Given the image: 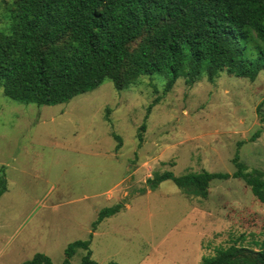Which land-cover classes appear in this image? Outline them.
Instances as JSON below:
<instances>
[{
    "label": "rangeland",
    "instance_id": "374dc122",
    "mask_svg": "<svg viewBox=\"0 0 264 264\" xmlns=\"http://www.w3.org/2000/svg\"><path fill=\"white\" fill-rule=\"evenodd\" d=\"M15 2L0 0L2 33ZM167 81L142 76L121 91L105 81L56 106L11 100L0 87V264L38 253L61 264L69 244L89 240L96 264H200L232 244L260 248L264 204L245 181L264 198V72L180 78L166 93ZM236 154L244 178L211 181L205 199H187L170 180L147 184L164 172L232 174ZM115 204L123 208L93 230ZM85 254L76 250L71 264Z\"/></svg>",
    "mask_w": 264,
    "mask_h": 264
},
{
    "label": "trees",
    "instance_id": "16d2710c",
    "mask_svg": "<svg viewBox=\"0 0 264 264\" xmlns=\"http://www.w3.org/2000/svg\"><path fill=\"white\" fill-rule=\"evenodd\" d=\"M11 20L10 33L0 32V87L23 104L61 105L105 81L121 91L154 74L168 78L167 93L180 78L191 84L226 72L254 81L264 72V0H16ZM113 137L119 149L121 139ZM237 160L236 154L232 174L164 172L147 184L153 189L170 180L185 194L205 198L211 181L244 178ZM245 182L264 204L262 188ZM6 190L2 167L0 197ZM122 208L101 210L93 230ZM89 244H69L61 264H71L78 249L86 252L81 264H96ZM259 247L232 244L200 264H264V240ZM22 264L53 263L38 253Z\"/></svg>",
    "mask_w": 264,
    "mask_h": 264
},
{
    "label": "crops",
    "instance_id": "0c3cea01",
    "mask_svg": "<svg viewBox=\"0 0 264 264\" xmlns=\"http://www.w3.org/2000/svg\"><path fill=\"white\" fill-rule=\"evenodd\" d=\"M118 150H119V149H116V151H118ZM183 195H184L187 199H189V196H190V195H188V196H187L186 194H183ZM207 196H208V195H207ZM207 196H206V197H207ZM206 197H205V198H206ZM201 198H203V197H201ZM205 198H203V199H205ZM111 199H112V198H111ZM115 205H117V204H115ZM115 205H114V206H115ZM122 205H123V204H122ZM124 208H125V207H124Z\"/></svg>",
    "mask_w": 264,
    "mask_h": 264
}]
</instances>
